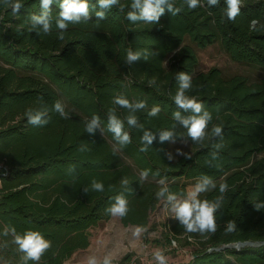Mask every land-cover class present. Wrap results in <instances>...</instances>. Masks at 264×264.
<instances>
[{
    "label": "trees",
    "instance_id": "obj_1",
    "mask_svg": "<svg viewBox=\"0 0 264 264\" xmlns=\"http://www.w3.org/2000/svg\"><path fill=\"white\" fill-rule=\"evenodd\" d=\"M88 2V16L61 30L60 0H53L46 34L31 21L44 11L40 0H21L16 14L0 0V264H22L12 235H3L7 227L21 235L39 231L52 245L39 264H64L90 246L91 228L110 220L106 209L117 195L128 201L129 211L120 217L124 226L156 231L151 214L168 193L185 198L205 176L212 183L197 199L217 205L216 232H187L176 217L156 241L195 246L193 258L181 264H264V207L256 209L264 205V76L197 72L198 50L216 43L235 62L264 71V0H241L235 20L227 18L225 0H201L195 9L185 0H168L158 22L135 23L127 19L128 12L139 14L132 0L108 9L99 0ZM169 4L180 11L173 15ZM99 11L105 19L96 16ZM129 49L140 53L132 64L126 62ZM179 72L192 78L185 95L203 103L198 114L174 102ZM117 96L146 107L124 108L114 103ZM57 101L66 118L54 110ZM155 105L161 111L149 116ZM29 109L43 113L47 123L29 124ZM175 111L183 118L211 113L201 142L192 141ZM110 114L123 122L131 143L121 145L109 130ZM93 116L98 124L89 132ZM129 116L136 125L128 124ZM214 125L222 126V138L212 134ZM146 132L154 137L150 144L141 140ZM163 132L172 136L161 140ZM181 142L192 150L173 154L171 144ZM94 180L103 183L102 192L93 189ZM223 183L228 189L221 193ZM161 188L168 192L157 198ZM229 221L234 231H226ZM239 242L259 245L220 249ZM120 264H134L132 256Z\"/></svg>",
    "mask_w": 264,
    "mask_h": 264
},
{
    "label": "clouds",
    "instance_id": "obj_2",
    "mask_svg": "<svg viewBox=\"0 0 264 264\" xmlns=\"http://www.w3.org/2000/svg\"><path fill=\"white\" fill-rule=\"evenodd\" d=\"M5 5H9L12 9L13 14L19 12L23 6L21 0H2ZM168 0H132L131 7L133 9H139V14L136 12H128L127 19L133 23L138 20H143L145 22L159 21L161 14L164 9L160 7L162 4L167 3ZM226 16L229 20H235L236 16L240 12L241 0H225ZM53 3V0H40V4L44 9L42 15L31 17L32 25L35 27L36 24L43 25V30L46 34L50 32L49 21L51 19L49 6ZM119 0H99V5L102 9H108L114 4H118ZM189 9H195L198 6H201V0H185ZM219 3V0H208L209 5H216ZM60 12L58 13L57 18V27L61 30H66L68 24L66 22H79L80 17H87L89 14V2L88 0H60ZM123 5H121V10H123ZM169 10L175 15L180 9H172V5L169 4ZM96 16L99 19H105V12L99 11L96 13ZM59 39L63 40V32L58 36ZM140 58L139 52H133L131 49L128 50L126 56L127 64H132L133 61H136ZM178 81V90L174 97L175 104L179 107L188 111L192 110L193 113H200L203 107L202 102H197L195 97H189L185 95L186 90H190L192 85V78L186 72H179L176 75ZM114 103L119 104L124 108H132L133 110H139L146 107L145 101H138L133 105L126 99L124 96H117L114 98ZM54 110L58 112L62 117L66 118V113L64 112L63 105L57 101L54 106ZM161 108L159 105H155L148 112L149 116H157ZM43 113L36 112L33 114V110L29 109L26 112L28 117V123L34 126H38L42 123H47V121H41V115ZM173 118L179 120L181 124L187 128V135L191 137L193 142H201L206 136L205 129L208 126V123L211 121V113L205 111L203 115H192L187 118H183L180 115L179 111L173 112ZM98 117L93 116L91 123L86 126V130L91 132L95 126L98 124ZM128 124L130 126L136 125L135 116L127 117ZM109 130L115 134V138L120 142L121 145H126L131 143V137L127 132H123V122L118 120L114 114L109 116ZM222 126L214 125L212 128V134L214 136H219L222 138ZM172 136L171 132H163L160 139L166 140ZM154 137L145 133L141 138L142 142L147 141L151 143ZM220 147V145H217ZM141 151H146V148H141ZM190 158V157H188ZM215 158V153L213 154ZM148 171L144 170L141 173L142 178H147ZM203 182H198L194 191L189 194V197L183 200H177L176 194L168 193L167 200L172 203V211L175 213V216L180 220L181 224L184 226L187 232H199L204 234L206 232L215 233L217 230L216 219L214 217V211L217 207L216 204L211 203L208 200H199L197 196L199 193L206 191L207 185L212 183L211 178L205 176L202 178ZM163 181H161L162 183ZM127 183V181H125ZM92 187L96 191L102 192L104 190V185L102 182L96 180L93 181ZM213 187L215 185L213 184ZM228 189V185L223 183L220 185V192L224 193ZM168 192L167 188H161L157 193V198L163 197L164 194ZM115 204L111 205L106 209V212L114 217H124L127 215L128 201L123 197V195H117L115 198ZM264 205L257 204L256 209L259 210ZM236 228V224L233 221H229L226 231L231 232ZM142 226H136L133 233L134 236L138 237L141 232H143ZM11 234L13 237V243L18 246V251L23 253L21 260L22 264H28V261H32L33 264H39L42 255L51 248V241L46 240L39 231L28 230L25 233L18 234L14 227H7L3 235L7 236ZM155 259L158 261V264H166V258L162 251L157 250L154 253ZM112 256L107 255L104 257L103 261H99L95 256H90L87 259V264H111Z\"/></svg>",
    "mask_w": 264,
    "mask_h": 264
},
{
    "label": "rangeland",
    "instance_id": "obj_3",
    "mask_svg": "<svg viewBox=\"0 0 264 264\" xmlns=\"http://www.w3.org/2000/svg\"><path fill=\"white\" fill-rule=\"evenodd\" d=\"M199 66L197 72H206L212 68H218L226 77L241 74L252 80H258L264 76V71L251 68L232 60L223 50L219 43L211 45L205 49L198 50ZM171 152L175 155L189 153L192 148L186 142L171 144ZM1 168V167H0ZM196 184L188 187L189 197L194 191ZM1 187V181H0ZM176 218L172 211V203L168 200L162 201L158 208L151 214V223L158 225L156 231H143L136 237L133 235L136 226H124L120 217L111 216L107 222L100 223L97 227L89 230L91 234L90 246L85 250L75 252L64 264H87L90 256H95L99 261H103L107 255L112 256L111 264H120L124 257L131 255L134 264H158L154 257L157 250L163 252L166 264L187 263L193 258L195 246L182 247L177 243H159L162 240V229L164 224Z\"/></svg>",
    "mask_w": 264,
    "mask_h": 264
},
{
    "label": "water",
    "instance_id": "obj_4",
    "mask_svg": "<svg viewBox=\"0 0 264 264\" xmlns=\"http://www.w3.org/2000/svg\"><path fill=\"white\" fill-rule=\"evenodd\" d=\"M258 245H259V243H257V242H244V243L239 242L237 244L223 246L220 249H225V248L240 249V248L245 247V246H258Z\"/></svg>",
    "mask_w": 264,
    "mask_h": 264
}]
</instances>
